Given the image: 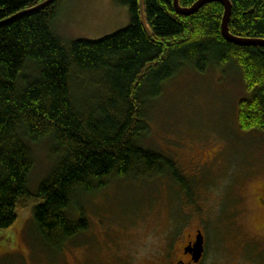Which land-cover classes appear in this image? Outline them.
Wrapping results in <instances>:
<instances>
[{"label":"trees","instance_id":"obj_1","mask_svg":"<svg viewBox=\"0 0 264 264\" xmlns=\"http://www.w3.org/2000/svg\"><path fill=\"white\" fill-rule=\"evenodd\" d=\"M44 1L0 0V22ZM64 1L0 26V229L34 204L38 232L55 247L87 227L69 216L78 196L111 176L167 171L188 188L171 159L140 145L146 110L180 70L238 68L249 92L239 103L240 126L264 131V46L223 36L221 2L184 16L175 0H114L130 8L128 27L99 40L67 41L54 26ZM230 2V32L264 39V0ZM47 138L55 166L34 192L30 143Z\"/></svg>","mask_w":264,"mask_h":264},{"label":"rangeland","instance_id":"obj_2","mask_svg":"<svg viewBox=\"0 0 264 264\" xmlns=\"http://www.w3.org/2000/svg\"><path fill=\"white\" fill-rule=\"evenodd\" d=\"M130 23V8L114 0H68L54 26L74 41L99 40ZM247 97L236 67L180 70L146 110L140 145L171 159L188 188L167 171L111 176L78 196L69 216L87 227L55 251L38 232L32 204L0 229V264H67V256L79 264L83 247L93 264H174L185 236L199 229L207 236L200 264H264V131L241 128L239 103ZM52 147L50 138L30 143L34 192L55 166Z\"/></svg>","mask_w":264,"mask_h":264},{"label":"water","instance_id":"obj_3","mask_svg":"<svg viewBox=\"0 0 264 264\" xmlns=\"http://www.w3.org/2000/svg\"><path fill=\"white\" fill-rule=\"evenodd\" d=\"M55 1L56 0H46L43 3H40L39 5H36L24 11H21L8 19L1 21L0 26L8 22H11L19 17H22L24 15L37 13L45 9L46 7L50 6L51 4H53ZM213 1L221 2L225 8L221 28H222L223 36L228 41L239 44V45H245V46H264V39L242 38V37L235 36L230 32L229 22H230V18L232 14V3L230 2V0H198L192 7H187V8L181 7L179 5V0H175V8L179 14L184 15V16H190L196 13L204 4L213 2ZM191 253L193 254L194 262L196 263H198L203 257L204 237L201 234V232L197 236L196 244L191 249Z\"/></svg>","mask_w":264,"mask_h":264},{"label":"flooded vegetation","instance_id":"obj_4","mask_svg":"<svg viewBox=\"0 0 264 264\" xmlns=\"http://www.w3.org/2000/svg\"><path fill=\"white\" fill-rule=\"evenodd\" d=\"M262 191L264 192V185L262 186ZM258 202L261 206H264V193H260V195L258 197ZM200 232L204 237V253H203V257L201 258V260L198 263H196V262H194L193 254L191 253V249L196 244L197 236L199 235ZM185 241H186V244L180 250V255L175 257V260H174L175 263L174 264H200L202 262V260L204 259L205 254H206V247H207V236H206V234L203 232V230L199 229L197 231L196 236H193V234L188 233L185 236ZM50 248L52 251H55L54 249H56L57 247L50 246ZM88 248L83 247L84 251L82 253V258L80 259V261H78L79 264H93L91 261L93 260L94 257H91V254L89 253ZM108 254H109V252L107 253V255ZM172 255H173V253H172ZM67 260H68L67 264H75L70 259H68V256H67ZM64 263H65V261H64ZM64 263L59 262V264H64ZM52 264H56V263L52 262Z\"/></svg>","mask_w":264,"mask_h":264}]
</instances>
